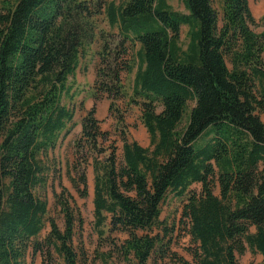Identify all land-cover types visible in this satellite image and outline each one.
I'll use <instances>...</instances> for the list:
<instances>
[{
    "label": "trees",
    "instance_id": "16d2710c",
    "mask_svg": "<svg viewBox=\"0 0 264 264\" xmlns=\"http://www.w3.org/2000/svg\"><path fill=\"white\" fill-rule=\"evenodd\" d=\"M184 5L188 13L166 0L2 1L0 264H27L37 254L42 264H87L74 245L83 219L73 196L56 195L62 229L40 192L50 179L45 158L75 125L70 79L98 40L95 97L123 99L122 74L137 67L132 101L150 136L145 148L123 132L120 161L95 109L82 120L70 180L86 198L93 165L94 231L111 242L107 257L238 264L250 251L264 261V31L251 28L249 0H223L221 19L213 0ZM103 14L116 32L99 29ZM170 194L183 203L191 261L171 252L173 230L161 218Z\"/></svg>",
    "mask_w": 264,
    "mask_h": 264
},
{
    "label": "rangeland",
    "instance_id": "374dc122",
    "mask_svg": "<svg viewBox=\"0 0 264 264\" xmlns=\"http://www.w3.org/2000/svg\"><path fill=\"white\" fill-rule=\"evenodd\" d=\"M3 0H0V10ZM96 1V0H88ZM107 3L115 1L119 4L120 0H106ZM174 11L188 13L185 8L184 0H166ZM251 12L256 19V25L251 26L253 31L260 34L264 31V25L261 19L264 15V0H249ZM223 0H213V7L219 12L220 19L222 18ZM99 29L106 32L114 33L116 30H110L106 16L103 14L98 17ZM100 41L92 45L87 54L81 60L75 77L70 79L74 83V90L76 97L70 106L74 108L75 119L74 128L72 132L63 137L56 149L50 151L45 162L50 168L49 184L45 190L41 191L43 199L48 204V217L54 219L58 226L63 229L64 217L57 206L56 195L62 194L63 190L70 193L78 209L81 212L83 219L82 229L76 230L74 238V245L78 249V253L82 260L87 261V264H129L121 262L120 258L116 256L110 260L107 256L111 252V242H102L98 234L94 231V168L90 163L87 168V183L88 196L86 198L80 197L79 193L74 189L70 180V169L74 164V144L82 133V120L93 108L96 112V118L101 122V128L105 132H109L112 142L117 147V156L121 161L123 159V139L122 133L125 132L129 142H137L145 148L150 147V136L142 123V109L137 103L132 100L134 98L132 88L137 67H134L133 72H125L122 74V84L124 98L113 102L106 96L99 98L95 97L94 84L96 81V69L99 64ZM189 44L188 27L182 26L179 45L183 50H186ZM69 104V102H67ZM192 105H190V108ZM161 108L158 109V112ZM92 162V161H91ZM191 190L199 192L201 186L194 184ZM216 194L219 193V187L215 189ZM183 203L182 200L169 195L162 208L161 218L168 223L169 228H172L171 234V252L176 256H183L189 261L191 257L188 253V248L192 245L191 238L186 234L183 218ZM106 230V236L109 234ZM50 231V224L47 223L46 228L41 234L45 237ZM115 241L124 240L125 235H113ZM114 241V240H111ZM83 250L81 251V249ZM105 254V257L102 256ZM27 264H42L41 255L37 254L35 257L29 255L26 261ZM56 263L59 261L56 260ZM153 264V262H150ZM158 264H162L160 261ZM238 264H264L263 257L260 254L247 251L244 255L238 256Z\"/></svg>",
    "mask_w": 264,
    "mask_h": 264
}]
</instances>
